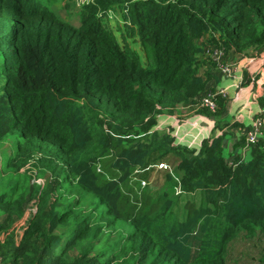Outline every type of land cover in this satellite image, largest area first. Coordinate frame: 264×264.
<instances>
[{
	"label": "trees",
	"instance_id": "1",
	"mask_svg": "<svg viewBox=\"0 0 264 264\" xmlns=\"http://www.w3.org/2000/svg\"><path fill=\"white\" fill-rule=\"evenodd\" d=\"M50 1L0 0V264H230L241 235L264 264V136L244 155L231 130L157 127L182 106L230 122L209 52L262 54L264 0H91L80 24Z\"/></svg>",
	"mask_w": 264,
	"mask_h": 264
},
{
	"label": "crops",
	"instance_id": "2",
	"mask_svg": "<svg viewBox=\"0 0 264 264\" xmlns=\"http://www.w3.org/2000/svg\"><path fill=\"white\" fill-rule=\"evenodd\" d=\"M251 57L253 58L251 59ZM245 58L238 59L239 67L236 69L235 75L223 77L217 84L218 88L225 87L227 89L228 109L225 114L230 119L227 125L216 126L215 118L200 112L198 106L191 108L187 106L190 112L187 113L186 119L176 118L174 114H162L159 123H163L164 127H172L177 140L188 144L191 142L202 143L205 138L211 141L214 137L222 134L224 130H234L235 132L230 137L233 138L234 145L238 147L233 152L240 153L242 149L245 151L246 146L241 147V143L245 142L246 131L250 127L253 117L259 114L261 108H264L260 100V96L264 94V57L257 54ZM253 70H260L257 79L254 80H252ZM235 121L242 124L239 126L240 131H237V127L233 125ZM229 141L231 140H227V142ZM194 145L200 146L201 144ZM228 151H231V148H228Z\"/></svg>",
	"mask_w": 264,
	"mask_h": 264
},
{
	"label": "rangeland",
	"instance_id": "3",
	"mask_svg": "<svg viewBox=\"0 0 264 264\" xmlns=\"http://www.w3.org/2000/svg\"><path fill=\"white\" fill-rule=\"evenodd\" d=\"M88 3H91V0H51L50 1V4H52L55 8L54 10L61 17L66 18L67 20H69L75 24H80L81 16H83V14L81 12L83 10V7ZM101 16L104 17V22H105L104 24L105 25L113 26V27H115V29L118 28L119 25L122 26L124 24L123 19L121 17V14L118 11H110L107 15L105 12H103L101 14ZM117 24H118V26H117ZM117 34H119V37H121L120 32H117ZM214 47H216V46H214ZM138 49L141 52L142 59L145 61L146 56L143 53V50H141L140 47H138ZM207 50H208V48H207ZM209 53H210L211 58L214 60L213 54L215 55V57H218L221 54V50L219 48H214ZM205 94H207V93H205ZM226 98H228V97H226ZM189 112H190V109L187 106H182L180 108H177L173 113L165 112L163 114H174L176 116V118L186 119V117L188 115L187 113H189ZM195 120H196V118H195ZM241 125L242 124H238L236 126L237 131H240L239 126H241ZM231 131L235 132L234 130H231ZM261 136H264V130L262 131ZM225 146L227 148L233 147L232 144H230V141L226 142ZM12 149H13V142H12L11 137H8L4 141H2L1 151L8 152ZM173 168L174 167H172V169ZM151 178L152 179L154 178V173H153ZM38 180H41L43 182L45 180V177L38 178ZM176 189L177 188H174V190H176ZM259 249H260V247L257 246L256 243H254L253 241H249V240L247 241V239L244 237V235H241V236L237 237L236 239H234L230 244L229 263L230 264L231 263L232 264H256V263H254V261H256V259L253 257V254H256ZM250 254L253 257V259L250 258Z\"/></svg>",
	"mask_w": 264,
	"mask_h": 264
},
{
	"label": "built area",
	"instance_id": "4",
	"mask_svg": "<svg viewBox=\"0 0 264 264\" xmlns=\"http://www.w3.org/2000/svg\"><path fill=\"white\" fill-rule=\"evenodd\" d=\"M222 53V51H221ZM261 57H264V52L261 54ZM250 58L246 57L245 59ZM253 57H251L252 59ZM218 63H219V71L221 72L222 77H230L236 74V69L239 67L238 60H229V61H222L220 57H216ZM260 72V70H253L252 71V80L257 79V75ZM218 92L222 93L224 96L227 95V89L225 87H220L218 89ZM214 95L211 92L208 93L206 96L203 97V100L200 102V106H209L211 108L216 107L215 100L211 98V96ZM259 114L255 115L252 119L250 128L247 130L246 139L248 143H254L258 140V135L262 132L263 124H264V108H261L259 110ZM202 115V114H201ZM200 115V116H201ZM202 117V116H201ZM157 127L162 128L164 127L163 123H158ZM170 127V126H168ZM171 132H173L172 128L170 127ZM168 128V130H170ZM190 144H201V143H193ZM157 168H171V166L168 164V162H158ZM143 184H146L147 181L144 179L142 180ZM36 210V205L32 204L31 207L28 208L23 218H21L17 222L18 230H20L21 226L26 224L27 219L32 215V212ZM21 231V230H20Z\"/></svg>",
	"mask_w": 264,
	"mask_h": 264
},
{
	"label": "clouds",
	"instance_id": "5",
	"mask_svg": "<svg viewBox=\"0 0 264 264\" xmlns=\"http://www.w3.org/2000/svg\"><path fill=\"white\" fill-rule=\"evenodd\" d=\"M221 76H222V75H221ZM222 78H223V77H222ZM219 88H220V87H219ZM224 97H227V95L224 96ZM250 125H251V123H250ZM249 128H250V127H249ZM249 128H248V129H249ZM263 130H264V124H263L262 131H263ZM172 133H173V132H172ZM222 133H223V132H222ZM261 133H262V132H261ZM261 133L258 135V140H257L256 142H254V143H257V142L259 141V139H260V137H261ZM173 134H174V133H173ZM246 134H247V131H246ZM203 141H204V139H203ZM203 141H202V143H203ZM202 143H201V144H202ZM254 143H248V141H247V139H246V137H245V142H243V145L246 146V150L243 151V149H242V150H240V152H241L242 154L246 155L249 146H250L251 144H254ZM190 145H193V146H194V144H190ZM243 145H242V146H243ZM200 146H201V145H200ZM242 146H241V147H242ZM32 204H33V203L31 202V204L27 207L26 211L28 210L29 207L32 206ZM26 211H25V213H26ZM24 215H25V214H24ZM30 217H31V216H30ZM30 217H29L28 219H30ZM28 219H27V222H26V223H28V221H29ZM20 230L22 231L23 228H20ZM20 230H19V232H21Z\"/></svg>",
	"mask_w": 264,
	"mask_h": 264
}]
</instances>
